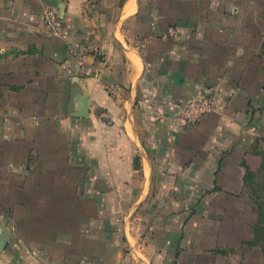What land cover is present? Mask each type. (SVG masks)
<instances>
[{"label": "crops", "instance_id": "1", "mask_svg": "<svg viewBox=\"0 0 264 264\" xmlns=\"http://www.w3.org/2000/svg\"><path fill=\"white\" fill-rule=\"evenodd\" d=\"M255 84L264 0H0V264H264Z\"/></svg>", "mask_w": 264, "mask_h": 264}, {"label": "rangeland", "instance_id": "2", "mask_svg": "<svg viewBox=\"0 0 264 264\" xmlns=\"http://www.w3.org/2000/svg\"><path fill=\"white\" fill-rule=\"evenodd\" d=\"M254 67H257V63L255 60ZM258 72L261 74L260 70H254V80H258L257 78L260 77L261 75L258 74ZM256 85V84H255ZM254 91L256 93H259L260 96H264V86L263 87H258L257 85L254 87ZM263 93V94H262ZM252 109L255 111L256 115V121H259L258 125L255 126V129L253 131V139L251 141V151L252 152H257L260 156L259 159L256 158L255 162L253 165L257 168L254 170V183L259 185L260 189H256V187H249L247 190V193L249 194V199L247 198H241L238 199V223H239V239L242 237H246V233H249V221L251 217L254 218L255 213L253 212V208L255 205H253L252 200L250 196H253V190H256L258 193L261 195H264V102H254L252 104ZM245 195V194H244ZM237 264V263H236ZM242 264V262H240ZM248 264H259L257 263L256 260L254 261H249Z\"/></svg>", "mask_w": 264, "mask_h": 264}, {"label": "trees", "instance_id": "3", "mask_svg": "<svg viewBox=\"0 0 264 264\" xmlns=\"http://www.w3.org/2000/svg\"><path fill=\"white\" fill-rule=\"evenodd\" d=\"M246 169L245 186L247 190L250 185L252 188L260 189L259 185L254 183V172H251L247 167ZM253 193L254 195L250 196V198L253 205H255L256 220L252 226L253 237L251 243L259 247L264 255V195H261L256 190H253Z\"/></svg>", "mask_w": 264, "mask_h": 264}, {"label": "built area", "instance_id": "4", "mask_svg": "<svg viewBox=\"0 0 264 264\" xmlns=\"http://www.w3.org/2000/svg\"><path fill=\"white\" fill-rule=\"evenodd\" d=\"M49 24L52 27V31L55 34H59L62 31V24L60 21H56L49 17ZM215 102L211 96L204 97L200 101H193L188 103L182 112V118L188 123H194L197 119L205 113H209L215 110ZM77 264H90L88 261L83 260Z\"/></svg>", "mask_w": 264, "mask_h": 264}]
</instances>
